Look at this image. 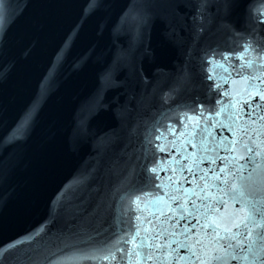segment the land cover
<instances>
[{"label":"water","instance_id":"95a60500","mask_svg":"<svg viewBox=\"0 0 264 264\" xmlns=\"http://www.w3.org/2000/svg\"><path fill=\"white\" fill-rule=\"evenodd\" d=\"M224 4L0 0V64L7 65L0 76V264H198L178 246L199 252L194 241L203 236L192 210L207 201L197 199V185L232 158L230 140H249L240 129L264 133V101L235 95L264 91V0ZM245 41L252 64L243 74L260 79L217 78L226 95L209 96L202 61L212 50L243 51ZM197 98L207 110L196 107L189 121L184 106ZM233 103L239 120L229 118ZM251 141L254 147L264 134ZM239 163L247 175L250 167ZM117 240L124 251L103 261V246ZM247 242L227 264H248Z\"/></svg>","mask_w":264,"mask_h":264},{"label":"snow or ice","instance_id":"6c2138e0","mask_svg":"<svg viewBox=\"0 0 264 264\" xmlns=\"http://www.w3.org/2000/svg\"><path fill=\"white\" fill-rule=\"evenodd\" d=\"M232 6V0H225L224 7L226 9H230ZM249 17L252 18L251 11L249 12ZM238 47H242L243 51H238L237 49L224 51L212 50L211 54L207 56L206 61H202V84L208 89L209 96H211L213 90L218 92L221 97L226 95L225 92L220 90L221 86L214 83L217 78L225 80L231 79V82L234 84L237 79L245 84L251 79H260V77H251L243 74L245 68L250 67L252 64V61L246 60L245 58V53L252 50V45L245 41L243 45ZM262 56H264V53H262ZM217 57L220 59H216ZM234 59L240 62L238 66L232 64ZM213 61L223 69V76L216 75ZM6 67L7 65L0 64V76L6 75ZM233 73H235V79H232ZM207 81H213V84H208L206 83ZM261 82L264 83V80H261ZM46 88V81H42L39 94H43ZM235 95H256L261 101H264V91L257 92L253 90L249 92L247 87L243 91L237 89ZM216 103L219 104L220 100L217 99ZM229 106L234 109V113L230 114L229 118L239 120L240 115L237 105L233 103ZM33 107H35V104ZM184 107L187 109L184 116L189 121H192L194 116L188 115V112H194L196 107L207 110L206 105L199 98L191 106L185 105ZM213 114L219 116L221 113L215 111ZM200 115L203 117V112ZM166 119L169 121L166 131L175 135L177 129L172 126V118L166 117ZM260 120L264 121V116H261ZM180 123L184 124L183 118H181ZM252 123H255V121H252ZM184 126L187 127V125ZM195 126H199V119H196ZM230 131H233L235 134L237 129L230 127ZM239 131L243 133V136L249 137V140L244 141L243 138L230 140L225 146V150L231 154L232 158L228 160L227 164L222 163L219 172L209 169V173L214 178L212 181L207 179L209 173H205L201 178L204 181L203 185H197L200 189V194L197 195V199L207 201V203H202L199 208L194 206L192 210L196 213L195 219L201 228V235L203 236V239L197 238L194 241V245L199 248V252L193 250V244L178 245L181 248L188 249L191 255L198 261V264H211V261L208 259L209 252L214 253L211 260L216 261V264H227L228 260H237L238 255L235 249L240 247L242 252L245 251L242 238L248 241L246 248L248 254L243 259L248 264H264V208L260 207L261 201L264 200V141L255 142L254 147L252 146L253 141H251L253 134L259 136L264 133H260L258 129L250 131L248 127L240 129ZM156 132H160L159 127H157ZM161 138V135L155 136L156 140H160ZM158 149L161 152L167 150L166 146H158ZM256 157H260L261 162L258 163ZM242 160L246 161L251 169L247 172V175L244 174L245 165L239 163ZM212 162L214 163L215 161ZM147 171L152 176L156 174L155 166L148 168ZM146 179L148 184H151L152 177L149 176ZM155 187L159 188L160 185H155ZM136 199H139V197L137 196ZM157 199L160 200L162 198L157 197ZM236 203L240 206L238 208H232L231 212H229V205ZM188 215H192V212H189ZM257 240L259 244L256 243ZM233 241L235 243H232ZM148 247L151 248L152 245L149 244ZM123 251L124 249L119 247V240H117L115 244H106L103 246L100 258L106 262L116 261L118 259L117 253H122ZM139 255L137 253V256ZM148 258L152 259L151 254H149ZM175 264H179V260Z\"/></svg>","mask_w":264,"mask_h":264}]
</instances>
